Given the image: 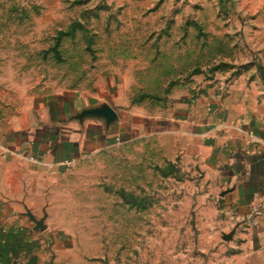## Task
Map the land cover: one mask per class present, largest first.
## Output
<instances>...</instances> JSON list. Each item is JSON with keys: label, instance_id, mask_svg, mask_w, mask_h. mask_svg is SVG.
<instances>
[{"label": "rangeland", "instance_id": "rangeland-1", "mask_svg": "<svg viewBox=\"0 0 264 264\" xmlns=\"http://www.w3.org/2000/svg\"><path fill=\"white\" fill-rule=\"evenodd\" d=\"M210 92L264 99V0H0V179L11 153L38 177L39 135L22 126L50 99H66L76 120L94 110L103 121ZM83 136L80 160L57 170L37 159L49 197L40 222L52 228L42 232L45 262L242 264L225 220L201 201L210 184L202 189L200 171L164 139Z\"/></svg>", "mask_w": 264, "mask_h": 264}, {"label": "crops", "instance_id": "crops-1", "mask_svg": "<svg viewBox=\"0 0 264 264\" xmlns=\"http://www.w3.org/2000/svg\"><path fill=\"white\" fill-rule=\"evenodd\" d=\"M167 99L162 113L130 105L126 115L115 111L110 125L90 115L83 117L82 112L74 119L69 116L68 102L60 98L36 109L37 122L26 118L22 127L39 135L38 142L32 143L30 162L38 177L32 178L29 165L17 162L18 155L11 153L6 176L0 179V264L58 263L45 262L42 253V232L51 233L52 228L44 230L40 222L39 205L49 197L43 191L46 180L38 171L47 168L36 163L46 156L60 170L80 160L84 132L104 144L143 136L164 139L174 156L200 171L202 189L210 184V193L200 198L209 199L211 211L225 220L229 247L235 253L232 262L264 264V99L255 106L251 100L222 98L213 92L192 104L172 96ZM42 138L48 141L41 142Z\"/></svg>", "mask_w": 264, "mask_h": 264}, {"label": "water", "instance_id": "water-1", "mask_svg": "<svg viewBox=\"0 0 264 264\" xmlns=\"http://www.w3.org/2000/svg\"><path fill=\"white\" fill-rule=\"evenodd\" d=\"M103 112V111H102ZM84 114L85 115H94V116H101L102 114H101V112H97V111H94V110H92V111H85L84 112ZM115 119H116V113L115 112H111L109 115H108V117H107V115H106V117H105V121L107 122V125H110V124H112L114 121H115Z\"/></svg>", "mask_w": 264, "mask_h": 264}, {"label": "built area", "instance_id": "built-area-1", "mask_svg": "<svg viewBox=\"0 0 264 264\" xmlns=\"http://www.w3.org/2000/svg\"><path fill=\"white\" fill-rule=\"evenodd\" d=\"M33 159V158H32Z\"/></svg>", "mask_w": 264, "mask_h": 264}]
</instances>
